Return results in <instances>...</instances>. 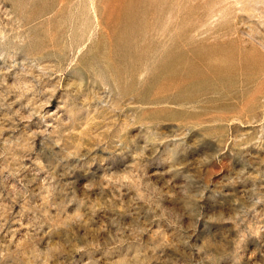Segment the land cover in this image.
Returning <instances> with one entry per match:
<instances>
[{"label": "rangeland", "instance_id": "rangeland-1", "mask_svg": "<svg viewBox=\"0 0 264 264\" xmlns=\"http://www.w3.org/2000/svg\"><path fill=\"white\" fill-rule=\"evenodd\" d=\"M0 264H264V0H0Z\"/></svg>", "mask_w": 264, "mask_h": 264}]
</instances>
